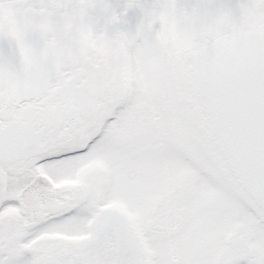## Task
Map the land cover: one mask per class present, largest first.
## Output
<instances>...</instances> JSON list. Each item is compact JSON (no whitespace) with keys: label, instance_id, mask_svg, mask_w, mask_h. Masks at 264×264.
Returning <instances> with one entry per match:
<instances>
[{"label":"snow or ice","instance_id":"6c2138e0","mask_svg":"<svg viewBox=\"0 0 264 264\" xmlns=\"http://www.w3.org/2000/svg\"><path fill=\"white\" fill-rule=\"evenodd\" d=\"M0 264H264V0H0Z\"/></svg>","mask_w":264,"mask_h":264}]
</instances>
